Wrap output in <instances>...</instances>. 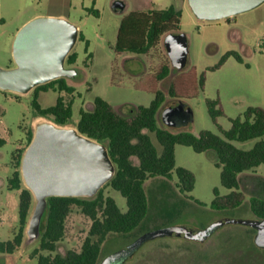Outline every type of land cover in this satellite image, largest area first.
Wrapping results in <instances>:
<instances>
[{
  "label": "rangeland",
  "instance_id": "374dc122",
  "mask_svg": "<svg viewBox=\"0 0 264 264\" xmlns=\"http://www.w3.org/2000/svg\"><path fill=\"white\" fill-rule=\"evenodd\" d=\"M114 1L0 0L1 69L15 66L12 49L15 37L23 27L15 32L23 15L38 13L40 16L36 18L64 19L83 36V40L77 39L70 52L77 56L75 63H64L65 68L80 72L76 81L63 78L73 88L71 94L49 89L38 92L35 97L33 90L28 94H18L0 89V138L6 141L0 148V242L11 240L19 228L17 204L20 192L8 191L6 187V181L14 171L11 154L16 146H25L27 135L34 132L36 124L50 122L56 125L52 117L38 115L33 106L34 99L41 109L55 105L59 96L71 100L72 115L65 127L75 129L80 111L92 109L96 98L103 99L111 107H148L156 93L161 92L165 96L162 109L178 101L191 110L192 117L180 127H168L159 119L160 126L174 133L187 131L195 136L203 131L221 136L220 131L229 130L231 120L242 117L249 107L264 111V3L230 18L205 21L196 18L187 0H121L125 4L121 14L111 9ZM170 6L180 11L178 30L187 38L189 60L184 69L170 70L166 78L158 80L160 66L168 60L162 44L146 54L117 52L114 47L120 21L128 13L164 10ZM227 53L238 56L241 62L229 56L219 66ZM170 91L176 98L168 95ZM216 100L218 106L215 109H219L221 115L214 122L207 101ZM150 137L160 153L161 146L155 136L150 134ZM254 143L251 140L234 145L249 150ZM174 156L175 168H184L193 175V190L180 193L176 189L178 181L174 172L170 181H149L146 191L150 210L146 220L131 235L109 236L101 244V260L151 231L171 227L198 231L224 219H254L247 201L254 195L264 198V165L255 169L257 177L244 179L242 193L245 202L241 208L215 211L211 207L215 198L213 191L217 189L220 197L231 191L221 186L220 168L214 163V154L196 153L190 147L177 145ZM23 186L26 187L24 183ZM102 194L111 197L122 212L126 211L125 200L118 192L105 187ZM34 206L35 201L28 221ZM27 225L20 248L12 256H0V264H37L32 253L38 248L39 240H27ZM89 227V219L73 208L66 219L65 234L57 252H78ZM123 264H264V249L256 244L254 229L239 223H227L205 241L170 236L152 239Z\"/></svg>",
  "mask_w": 264,
  "mask_h": 264
},
{
  "label": "trees",
  "instance_id": "16d2710c",
  "mask_svg": "<svg viewBox=\"0 0 264 264\" xmlns=\"http://www.w3.org/2000/svg\"><path fill=\"white\" fill-rule=\"evenodd\" d=\"M97 15V14H96ZM180 11L170 6L164 10L147 12L132 11L121 21L117 30L115 51L132 54H146L158 45H163L164 36L179 32ZM78 39L83 36L78 33ZM166 52V51H165ZM167 55V54H166ZM234 56L227 53L220 61ZM76 54L69 53L66 63L76 61ZM168 58V57H167ZM171 69L169 60L160 66L158 80L166 78ZM203 85V77L200 80ZM57 89L71 94L73 88L63 78L39 85L33 89L35 97L40 91ZM168 95L176 98L171 91ZM165 102V96L158 92L148 107H111L101 98H96L92 109L80 111L76 130L83 136L103 144L115 167L112 179L91 198L51 197L46 201V210L40 222L39 246L32 253L37 264H98L101 260V244L111 235H131L137 232L146 220L150 210L147 183L154 179L170 181L174 172L180 193H189L194 187L193 175L184 168H175L174 148L177 145L190 147L196 153L211 152L215 165L220 168L221 186L231 193L219 196L213 191L214 200L211 207L215 211L241 208L242 189L246 177H257L255 169L264 165V111L249 107L242 117L231 120L229 130L220 131L221 136L203 131L198 136L187 131L172 132L160 126L159 113ZM33 106L42 118L52 117L57 126L65 127L71 119L72 101L59 96L55 105L41 109L34 99ZM212 120L221 115L218 101H207ZM128 108L125 112L123 109ZM153 134L161 146L159 153L152 143ZM33 132L28 133L26 144L16 146L11 154L13 174L6 181L8 191H19L17 204L18 231L11 240L0 242V256H12L20 248L24 238L34 198L23 186L20 172L22 156L30 144ZM254 140L253 147L244 150L234 143ZM6 141L0 138V148ZM20 143V142H18ZM264 183V177L263 181ZM105 187L118 192L125 200L126 211L122 212L115 201L102 191ZM199 206L200 203L196 202ZM248 209L254 222L264 225V198L250 196ZM77 208L90 221L87 237L80 250L67 251L64 255L57 252L58 244L65 234L66 219L71 210ZM249 227V226H248ZM252 228V227H251ZM253 229V228H252ZM152 232V231H151Z\"/></svg>",
  "mask_w": 264,
  "mask_h": 264
},
{
  "label": "water",
  "instance_id": "95a60500",
  "mask_svg": "<svg viewBox=\"0 0 264 264\" xmlns=\"http://www.w3.org/2000/svg\"><path fill=\"white\" fill-rule=\"evenodd\" d=\"M199 20L217 21L253 10L264 0H187ZM111 9L121 14L125 4L115 0ZM78 39L77 28L64 19L36 18L26 23L13 43L15 66L0 68V89L28 94L35 87L50 81L67 78L78 80L80 72L65 68L64 63ZM163 45L173 70H182L189 60V44L180 32L168 35ZM192 117L191 110L172 102L159 113V119L168 127H180ZM21 177L31 192L35 206L28 221L26 237L29 242L39 236L40 222L51 197L91 198L108 183L115 173L107 148L81 135L76 129L61 127L50 122L36 124L33 137L26 148L20 166ZM227 223H239L257 228L256 244L264 247V225L246 220L224 219L212 228ZM209 230L191 231L165 228L141 235L132 243L100 260L98 264H123L146 242L163 237L199 238Z\"/></svg>",
  "mask_w": 264,
  "mask_h": 264
},
{
  "label": "flooded vegetation",
  "instance_id": "af4514ba",
  "mask_svg": "<svg viewBox=\"0 0 264 264\" xmlns=\"http://www.w3.org/2000/svg\"><path fill=\"white\" fill-rule=\"evenodd\" d=\"M66 61V60H65ZM216 222H213V223H210V224H208L204 229H202V230H198L199 232H201V231H204V230H209V234L208 235H206V236H202V237H199V238H190V237H181V238H187V239H193V240H196V241H205L217 228H219V227H221V226H219V227H215V228H212L211 226H213L214 224H215ZM246 226V225H245ZM248 227V226H247ZM251 228V227H250ZM254 230H255V232H256V235L259 233V230L257 229V228H253ZM258 247H260V248H262V249H264V247H261V246H258ZM65 254V253H64ZM63 254V255H64Z\"/></svg>",
  "mask_w": 264,
  "mask_h": 264
},
{
  "label": "crops",
  "instance_id": "0c3cea01",
  "mask_svg": "<svg viewBox=\"0 0 264 264\" xmlns=\"http://www.w3.org/2000/svg\"><path fill=\"white\" fill-rule=\"evenodd\" d=\"M40 15H38V13H28L27 15H23L22 21L19 24V26L17 27L16 31L17 32L22 26H24L27 22H29L30 20L39 17ZM48 16H57V15H48ZM62 16V15H61Z\"/></svg>",
  "mask_w": 264,
  "mask_h": 264
}]
</instances>
